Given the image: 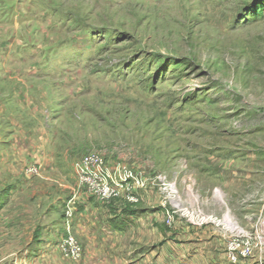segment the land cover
<instances>
[{
  "label": "rangeland",
  "instance_id": "obj_1",
  "mask_svg": "<svg viewBox=\"0 0 264 264\" xmlns=\"http://www.w3.org/2000/svg\"><path fill=\"white\" fill-rule=\"evenodd\" d=\"M0 264H264V0H0Z\"/></svg>",
  "mask_w": 264,
  "mask_h": 264
},
{
  "label": "built area",
  "instance_id": "obj_2",
  "mask_svg": "<svg viewBox=\"0 0 264 264\" xmlns=\"http://www.w3.org/2000/svg\"><path fill=\"white\" fill-rule=\"evenodd\" d=\"M98 162L99 161L96 157H87L82 161L80 172L86 178V181L90 184V187L96 189L95 194H98L99 196L100 194L98 192H100L104 196V194H106L110 189L108 186H104L106 180V174L104 171L99 168H94L95 164ZM239 253L243 257L251 255L252 247L250 243L245 242L242 246L231 243L229 248V258L233 263L238 261Z\"/></svg>",
  "mask_w": 264,
  "mask_h": 264
},
{
  "label": "bare ground",
  "instance_id": "obj_3",
  "mask_svg": "<svg viewBox=\"0 0 264 264\" xmlns=\"http://www.w3.org/2000/svg\"><path fill=\"white\" fill-rule=\"evenodd\" d=\"M231 226H234V224H232V222L229 223ZM235 227V226H234Z\"/></svg>",
  "mask_w": 264,
  "mask_h": 264
}]
</instances>
